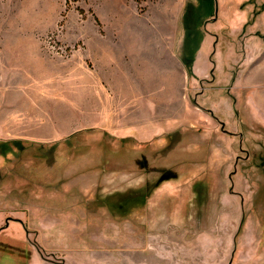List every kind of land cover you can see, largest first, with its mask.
Returning <instances> with one entry per match:
<instances>
[{
	"label": "rangeland",
	"instance_id": "374dc122",
	"mask_svg": "<svg viewBox=\"0 0 264 264\" xmlns=\"http://www.w3.org/2000/svg\"><path fill=\"white\" fill-rule=\"evenodd\" d=\"M30 21L51 26L35 35L64 61L87 37L170 38L152 59L180 108L155 110L172 125L151 140L113 119L1 136L0 264H264V110L241 45L248 21L264 39V0H0V36ZM212 36L218 68L209 53L195 70Z\"/></svg>",
	"mask_w": 264,
	"mask_h": 264
},
{
	"label": "crops",
	"instance_id": "0c3cea01",
	"mask_svg": "<svg viewBox=\"0 0 264 264\" xmlns=\"http://www.w3.org/2000/svg\"><path fill=\"white\" fill-rule=\"evenodd\" d=\"M56 24L54 17L52 27ZM254 27L248 21L242 29H247L246 36L241 38L246 53L243 83L248 90L258 92L255 98L262 111L264 39L250 36ZM50 29L49 25L35 26L30 21L22 29L11 28L0 36V137L57 140L69 136L75 128L113 122L130 126L121 135L151 140L172 125L163 116L167 112H154L180 108L179 100L170 97L171 80L163 73L162 62L158 64L152 59L155 51L163 54L165 48L157 46L168 45L163 41L170 38L87 37L82 39L81 52L64 61L47 55L43 39L35 35ZM219 48L218 38L207 37L194 69L209 61L210 54L218 68ZM176 68L175 63V72ZM182 106L185 107L184 102ZM123 109L127 111L122 112ZM134 126H142L137 128V134L132 133ZM11 226L10 223L0 227V234ZM258 249L264 250V241Z\"/></svg>",
	"mask_w": 264,
	"mask_h": 264
}]
</instances>
